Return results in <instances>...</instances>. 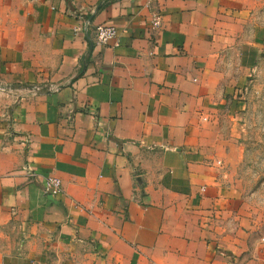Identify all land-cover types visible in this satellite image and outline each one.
<instances>
[{
  "label": "crops",
  "instance_id": "0c3cea01",
  "mask_svg": "<svg viewBox=\"0 0 264 264\" xmlns=\"http://www.w3.org/2000/svg\"><path fill=\"white\" fill-rule=\"evenodd\" d=\"M263 6L0 0V264H264L221 127Z\"/></svg>",
  "mask_w": 264,
  "mask_h": 264
},
{
  "label": "rangeland",
  "instance_id": "374dc122",
  "mask_svg": "<svg viewBox=\"0 0 264 264\" xmlns=\"http://www.w3.org/2000/svg\"><path fill=\"white\" fill-rule=\"evenodd\" d=\"M260 13L264 22V6ZM262 41L251 57L257 65L248 69L236 86H230L233 92L227 99L221 127L229 145L240 153L239 163L232 170L235 184L244 193L258 235L264 237V38Z\"/></svg>",
  "mask_w": 264,
  "mask_h": 264
},
{
  "label": "built area",
  "instance_id": "2783aa9c",
  "mask_svg": "<svg viewBox=\"0 0 264 264\" xmlns=\"http://www.w3.org/2000/svg\"><path fill=\"white\" fill-rule=\"evenodd\" d=\"M151 1H157V0H151ZM162 23H163L162 14L159 11H154L151 18L152 27L159 28L161 27ZM117 38H118V29L116 26L110 24L98 25L97 27L98 44H107L110 40ZM0 89L5 90V87L0 85ZM28 175L30 177H34L36 174L35 172L30 171ZM44 191L46 194L52 196L61 194L63 192V182L61 178L54 175H48L45 178Z\"/></svg>",
  "mask_w": 264,
  "mask_h": 264
}]
</instances>
